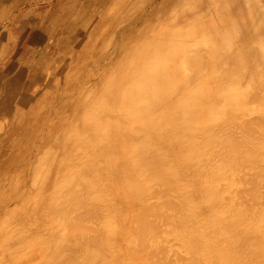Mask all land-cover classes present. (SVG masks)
Instances as JSON below:
<instances>
[{"label":"bare ground","instance_id":"6f19581e","mask_svg":"<svg viewBox=\"0 0 264 264\" xmlns=\"http://www.w3.org/2000/svg\"><path fill=\"white\" fill-rule=\"evenodd\" d=\"M40 1L42 0H0V29L1 31L4 33V31L7 30L8 33H11V32L14 33L15 29L17 28L19 19L16 18V16L13 14L16 11H20L22 7L25 5H31L33 3L40 2ZM52 5H53V9L57 10L60 16H58L55 21L53 20V18H50L51 20L47 18V23L51 22L54 25L51 27L49 32H46L47 34L45 32L43 33L46 34L45 36H48L51 38L52 45L55 44L56 47H59L60 45L63 44L62 49L60 50V53L72 52V50L78 44L81 46V48L79 49L80 54L78 58V62L80 61L81 63L79 66L83 68L84 70L91 72L90 74L92 76V81L89 82L90 88L87 89L86 91L89 90V92L93 96L94 95L95 96L92 98V100L90 97H86V98H90V101L89 100L87 101L88 103L91 102V104L87 107L88 104L85 105L86 104L85 103L84 105L86 106V108L84 109L83 112H81V110L83 109L82 104L86 101H84L81 98L83 96L82 94L83 91H79L78 88L83 86L86 82L91 80V79L88 80L87 77L85 79L84 75L81 76L82 78L79 77L74 82L75 84L73 85V87L69 89L72 91L71 93H74L75 89L76 91L78 90L77 96L71 100V102L75 104V106L70 107L71 111L69 113L65 111L69 109V106L66 104L68 100L66 99L65 101H62L65 95L64 96L60 95V100H57V103H58L57 107H54L53 110H51V113L49 114L51 118L56 117L57 121L49 123V124L47 123L48 129L45 132L42 131V129L41 130L37 129L36 135L39 137V139L37 140L39 144L37 145V147L36 146L34 147L35 149H33L34 151L32 152V156H34L33 157L34 159H32L31 163L30 162L28 163V164H32L31 165V173H32L31 177L32 178L28 176L27 174L29 173L28 169L25 172L27 174V177L24 176V181L30 182L31 180L32 182L31 184L26 185L25 189L26 190L27 188L28 190L30 189L31 190L30 193H32V195L34 193L33 191H35V193L40 195L41 196L40 203L44 201L43 204H46L41 208H43L44 210H47L48 212L52 211L54 216H56L55 215L56 212L54 213V211L56 208H59L60 205L63 204L62 206H64L66 204L65 206L66 208H68L67 207V204H68V206H71L73 208L75 207V205L72 206L71 205L72 203H70V201L74 202L79 198V196L85 197V194L86 195L91 194L92 191L93 193H95L96 191L94 190H98L100 192V188L102 187V185L100 187L98 186V183H99L98 180L101 179L102 177H103L102 179L106 181V183L103 181L104 182L103 186L105 187L106 186L108 187V184L110 185V183L112 184L119 183L121 182L122 178L124 180V178L127 177L128 180L130 179V184L133 181L131 188H133V190L136 191L137 187H139L138 186L139 183L141 182L145 184V182H148L147 180L149 179L147 178H150L151 176L149 174H151L152 177L154 176L158 177L156 178V180L154 179L155 180L154 182L158 181V185L160 184L159 185L160 187L157 184H156L157 186H155V184L153 185V183H149L150 182L149 181L148 183L145 184V186L148 185L146 188L149 187L148 190L150 191L151 187L152 188L159 187L160 188L159 191L161 192L162 190H164L163 188L161 189V187H164L162 185H165V184H163L162 179H161L162 182H159V180L157 179H160L161 177L164 179V183L165 181H167L168 183V180H165V179L167 175L170 174L172 175L171 177L174 178V180L171 178L174 182L172 181L173 185L169 182V185L170 187L171 185L174 186L176 194L178 193L179 190H181V189L178 190V186H182L181 185L182 182H184L182 183L183 186H185L184 184L187 183L185 186L186 188H184L183 190L187 189V187H188L187 190H189L187 192L186 190L183 191L184 193L186 192L187 196L189 197V198L187 197L188 201H186V199L184 198L185 194L183 192L182 193L184 194L183 195L184 197L181 196V191H180L178 193L179 195L177 199L175 198V196L174 198H172L173 196L171 197L172 199L175 200V203H174V200L172 201L173 205L178 203L176 202V200L180 201L179 204L182 201H186V202L190 201L191 205L194 204V208H193V205L191 206V208L190 207L189 208L194 209V211L196 209V211L199 212L198 214L196 211L194 213L193 210H189L191 211L190 212L191 213L190 216L192 215L191 217L193 216L195 217L198 215L197 217L199 218L200 217L199 215L203 213H201L202 209L201 211H199L198 208L200 206H201L200 208H203L205 206L204 209L207 211L206 212L207 214L205 213L207 217L205 218L207 220H210L213 217V215L214 217H217V218L213 217V219L209 221L210 224L209 222L207 223L206 225L207 227L203 224L204 219H205L203 218V216H201L203 221L199 220L198 222L199 224L197 225V227L193 226L194 224L190 225L189 222H188L189 225L186 226L187 223H185L184 221L185 224H183L182 221L185 219V217L189 216L187 215L189 214L188 213L189 208H186V207H188L190 203H187L189 204L187 206L186 202H184L185 204L183 205L184 208L180 206L182 205V203L179 206L177 204L174 207L172 206L170 199H168L170 195L167 193L166 194L167 199H165V203L167 200L171 205V206L169 205V208L173 207V209L170 208L169 210L172 209L171 211L174 212L177 206H178L177 209H179L180 207L182 208V210L179 209L181 213L180 214L178 213L179 211L176 209L178 212H176L177 214L173 213V215L171 214V211L167 210L166 213L168 214V211H169L170 212L169 216L172 215V218L171 217L167 218L168 216L167 214H166V218L168 219V221H170V224L173 225L174 221L176 220V219H173L174 214L175 216L179 215L176 218L177 219L182 218V219H179L181 222H179V220H176L178 221V224H176V226H179L181 230H178L179 227L178 228L175 227V229L169 230V232H171L172 230L171 233H167L168 230L167 232L166 231L164 232V228L168 227V225L166 226V222L168 224V221H166L167 219L165 220L164 218L165 215L164 216L162 215L163 216L162 219L166 221L165 224L164 222L162 223L160 219V217L162 216L159 215V218H158L157 212H156L155 214L157 217H155V219L153 220L155 222V226L152 221L149 222V220L147 219L146 221H148V223L152 222L153 225L151 224L149 225L153 227H157L160 224L159 226H161V228L164 227L162 229L163 230L162 232L164 233H162L160 236L157 237L156 234H157L158 229L156 228L157 230H155L156 234L155 233L152 234L151 230L153 228L151 229L150 228L151 226H149L148 228L145 225L148 228V229L145 228L147 229L146 231H148V235L149 234L155 235V237L154 236L152 237L151 235L147 236L146 231H145V233L143 232V234H145L147 237L145 238L144 236V240L140 239V241L146 240V243H147L150 239H154L160 242L153 240L155 242V246H154L153 245L154 243H152L153 241L151 240L152 244H150V241H149L147 243V248H146V245L144 244L145 242L142 241V243L145 246L144 247L143 244L140 243L139 241L137 242L138 246L139 244H141L144 250L145 249L149 250V248L152 246L153 248H151V251L149 252H154V251L156 252L158 248V245L156 246V242L161 243L162 240H159V239L160 238L164 239L162 235H165L166 233L168 235L172 234L171 236L175 237L176 229L181 232L182 230H184V228L186 227L188 228L192 226L190 227L192 229L186 228V230H188L187 233H189V231L191 230L192 235H191V232L189 234L191 238H193L194 236L195 241L197 239V243L203 237L201 239L202 241H204L202 242V246H201L203 250L200 249L201 252L205 253V251L211 248L212 245L210 246V248H208L207 247L208 245H206L208 241L211 240L210 243L212 244H214L215 242L216 247H213V249L215 248L213 255L211 254L210 256L208 255L207 257V254L205 253L207 257L205 258L204 257L205 255L203 254L204 255L203 256L202 253L200 252L201 255L205 259L211 262L210 263L208 261V264H212V262L213 264H215L214 263L215 260H217V262H219L220 264H264V192H261L262 191L261 189L264 188V0H54ZM54 10H52V13ZM36 33L40 37L44 35L43 33H40L38 31ZM33 35L34 34L29 33L28 36L32 37ZM84 39L85 41L83 42ZM55 51L57 52L58 49L54 48L52 49V51L50 50L51 53ZM16 53L18 52L16 51ZM18 72H19V69H18ZM27 74L29 75L28 72ZM4 77L3 79L5 80L6 77L5 78ZM3 79L1 80L2 84H4L7 87L9 86V87L15 88L17 87V84H18L17 82L19 79V75L17 73L16 82H11V83L7 81L3 82ZM59 82L61 84V81ZM26 85H25V88H26ZM69 90L66 89L62 91V93L66 94L65 91H69ZM8 109H9L8 104H0V110L2 112ZM62 112H66V114H62ZM80 112L81 114L79 116ZM43 143L44 145H42ZM47 144H49V147L46 150H44ZM74 149H76L75 150L76 152L75 151L74 152L76 154L78 153L77 157H79V159L77 157H74L72 159H67V161L65 162L66 160L64 159L65 158L64 155H66L64 154L65 151L67 150L73 151ZM47 150L49 152L45 155L44 152L46 153ZM202 152L206 154L203 153L204 155L203 156ZM18 156H16V158ZM203 158L205 159V162L202 161L204 160ZM47 160H48L49 165L48 167L45 166L47 167L46 170L45 171L39 170L40 167L38 166L46 165ZM1 162H0V166H1ZM64 163H66L67 166L70 165L71 167H73L76 171L74 173L79 178L76 175L74 176V174L71 173L74 170L70 171L71 175H70V178L67 177L66 183L64 182V184L62 185V183L60 182L61 183L60 186H57L58 184L56 185V182L58 181V178H55V176L57 172H60V177L64 175L62 170L64 167H67L63 165ZM242 166H244L246 169L245 171L243 169V173L241 174L240 172H241ZM237 168L238 169L240 168V170H237ZM232 170H235L237 172L232 171ZM238 171H240L239 172L240 174L238 173ZM90 172H94L96 174L95 178L91 177L93 178L91 179V181H89L90 179L87 176L89 175ZM230 172H232L233 176ZM144 173H147V176H148L145 179H143V177H140V174L144 175ZM238 175H241V177H238ZM90 176L91 175H89V177ZM73 177H76V178H73ZM138 177L143 179L142 181H145V182H142L141 179H138ZM169 177L170 176H168V178ZM21 179H22V176H21ZM21 179L20 181H23V179L22 180ZM16 180L18 182V179ZM79 180L81 182H78ZM123 180H122V184L124 185ZM138 180H140V182H138ZM238 180L239 182H236ZM126 181L125 183H127ZM151 182H153V180ZM75 183L77 184L75 185ZM89 183L92 188V189L90 188L91 191L88 188L89 185L88 186L86 185ZM141 183H140V188L138 189L143 190V193L146 194L145 190L147 189L144 187L145 189L144 190L142 187L143 184L141 185ZM228 183L229 185H224ZM230 183H232L233 185H230ZM235 183L243 184L245 185V187L246 185L249 186L251 188V189L249 188V190L254 192V194H252V192L251 193L249 192L248 195L250 196L255 195L256 193L255 191L257 190V188L261 187V189L258 188V190H261L260 193L257 191V195H255L257 196V198H255L254 196L256 200L253 198L254 201H257V199L258 201L255 203L252 200L253 206L251 207L249 206L250 211L247 210L248 209L247 205H246L247 207L244 206L246 207L245 211L249 212L248 218L243 217L244 215L243 213H245V211L242 214H240L243 211L242 209H244V207L240 208L241 205H239V202H240L239 200L241 198H244L245 203L248 200V203L250 202L249 204L252 205L251 201H249L252 198L251 199L250 197L246 198V196L244 195L245 194L244 192H248V190L247 191L245 190L244 192H242L243 189L245 188V187L243 188L242 185L240 186L237 185V186L240 188L241 187L243 188L241 189L242 191L239 189L240 192H242L243 194L241 193L240 195L238 191L234 190V192L238 193V195H240L241 198L236 196L237 194H234L233 192V189L237 187L235 186ZM119 184H118L119 186H122L121 183ZM128 184H129V181H128ZM149 184H152V186L150 187ZM188 184H190V186L195 185V184L196 185L198 184L197 186L203 185L206 187L205 189H209V190L211 189L209 192H207L208 190H205L203 191V193L206 192L210 194L208 195L204 193V195L206 194L205 197H203L204 195L202 194V197H201L202 199L199 197L201 200L199 202H196V200H199L197 198L199 195L197 194V197L194 200L196 203L194 201L192 202L191 200H193L194 198L193 195H195L196 192H194L193 194V192L190 191L191 187L189 189ZM18 185H16V187ZM125 185L127 186V184ZM167 185L168 184H166L164 188H166ZM126 186H124L125 189H127ZM203 186L201 187L199 186V189L200 188L203 189ZM218 186H222V187L226 186L225 188L228 187V190L222 187H221L222 189H219ZM231 186L233 187L232 192L234 195L230 191ZM105 187H102V188H104V190L106 189L107 191L104 192V190H102V193H105V194L103 195L101 193L102 195L100 196L105 197L106 194L110 193V190L107 187L106 188ZM134 187L136 189H134ZM194 187H193V191H195ZM128 188L130 187L128 186ZM255 188L256 190L254 191ZM218 189H219V193L222 192V194L220 193L221 195H219L217 191ZM246 189L248 188L246 187ZM108 190H109V193H107ZM169 190L167 189L166 192H168ZM14 191L16 190L14 189ZM78 191L85 193V194L79 193ZM120 191H121V188H120ZM149 191H147V193ZM155 191L157 195L159 192L157 193V190ZM26 192H29V191H26ZM50 192H51V195H50L51 197L50 198L48 197L49 200L47 199V201L49 202H46L45 199L47 198V196H49ZM77 192L82 195L78 196ZM164 192L162 194H164ZM169 192H171V190ZM191 192L193 195L191 194ZM223 192H230L226 194L227 195L232 194L231 195L232 198H235L234 196H236V198L238 197L237 199L239 200L235 201V199L233 200L231 197L227 196V199L229 198L230 200H232V201L227 200L228 201L227 202L226 197H225L226 194L224 195ZM63 193L65 196L67 195L66 197H70L74 195L73 198H76V197L78 198L73 200L72 197H70L71 198V199L69 198L70 201L67 200V203L64 204L62 203L63 200L61 202V198L56 199L57 197H62L61 195H63ZM70 193H73V194H70ZM111 193H112V190H111ZM151 193L149 192L148 195H150ZM12 194L13 193H11L10 195ZM22 194L23 193H21L20 196ZM25 194L26 193L24 192V195ZM123 194L125 193L123 192ZM153 194L155 193L153 192ZM159 194L160 195L159 196L157 195V198L156 196L154 197L158 200L165 198V196L164 198H162L163 196H161V193ZM170 194H172V192ZM96 195H95V198H93L92 196H89L91 200L95 199V201L93 200L95 203L85 197L86 200H88V202L91 201V203L89 204L93 203L92 205L94 206L97 203L96 206L99 207V209L97 207L95 208L94 206L92 207L93 211L95 208L98 210L102 209L101 211L104 212V213L100 211L97 212L99 217L101 216L99 220L97 219L98 221L97 222L94 218H97L98 215L97 217L93 216L96 213V210H95L94 213H92L93 215L91 214L93 216L92 217L93 220L96 221V223H99V221H101V218L106 213H107L106 215H108V213L110 214L111 211H112L111 212L112 216L110 215L111 217L109 215L104 216V217L108 218L106 220H110V218L111 219L115 218L114 216L115 212L113 213V210H112L114 209L112 207L113 205H115V203H113L111 207L110 206L106 207V209L103 208L106 206V204L104 206V203H103V207L101 208V206H98V204L101 205L102 203L96 202L97 201ZM172 195H175V192ZM242 195L245 197H242ZM40 196H38L36 202H38ZM109 196L111 197V194L106 196V198H108ZM112 196L114 195L112 194ZM16 197L17 196H15V198ZM52 197L56 199V202H58L59 200L60 201L58 203L56 202L54 203L55 200L52 199ZM104 197H100V198H102V202H105V203L110 202V201L112 202L114 199L113 198L112 200L108 201L106 199H103ZM114 197H116L115 198L116 200L117 196H114ZM139 197L140 196L136 198H133V197L131 198L132 200L137 199L135 200L136 201L135 204H137ZM179 197H182V198H179ZM218 197L223 200H218ZM22 198H24L23 200L26 199V197L24 196ZM85 198L83 200V198L81 199L80 197V199L83 200L84 203L80 201V199L76 201L78 206H79V203L81 202L83 203L84 206L80 205V207H84L83 208L84 211L87 209V207L88 209L91 207V205L89 207L85 204V201H86ZM100 198L98 197L99 201H101ZM50 199L51 201H53L52 204L54 203L57 207L56 206L54 207V204H53L54 208L52 207V204L50 203L51 202ZM63 199L65 201L67 198L63 197ZM141 199L140 201L142 204L140 203L141 204L140 207L142 209V206H144L143 204L144 201L142 202ZM129 200L127 199V202ZM201 201L203 203H201L200 205ZM221 201H224V202H221ZM225 201L227 202L229 208H226L227 206H225L224 209L222 207L220 208V206L222 205L223 206L227 205ZM88 202L86 203L88 204ZM168 202L166 203L167 207H168ZM218 202H220L221 204L223 203V204L221 205ZM230 202L232 203L234 202L236 205L235 204L231 205ZM49 203L51 204L50 206H49ZM32 204L34 205V202ZM32 204H29V205H32ZM108 204L109 203H107V205ZM145 204H147V200ZM137 205H139V203ZM234 205L235 206L238 205V207L240 208L239 210H242V211L240 212L237 209V207H234ZM32 206H29L30 210ZM62 206H60L59 211H63V210L65 211V208L64 207L62 208ZM156 206L158 205L155 204L156 209H153L154 208V204H153V207L151 205L150 209L157 211L159 207H156ZM218 206H219V209H218ZM29 207L26 208V210H24L25 213L27 211H30ZM71 207H69L70 210L68 208V212L63 211V213L61 214L66 213L64 214L65 216L68 213H70L69 211L71 210L73 211ZM114 207H117V206H114ZM132 207L134 208L136 207V205L134 206L132 205ZM140 207H139V210H140ZM147 207L144 206L143 208L144 210L142 209V212L147 215L150 214L148 215L150 217L151 216L154 217L155 211L151 210L152 213L150 212V210L147 211L148 213L144 212L145 208L147 210ZM47 208L49 209L52 208V209L49 210ZM107 208L108 209L111 208V210L110 209L108 210ZM161 208L159 209L161 210ZM19 209L21 210V207ZM74 209L76 210V207ZM117 209H116V211L118 212V213L116 212L117 214L122 212L120 209H118L119 211ZM204 209L202 212H204ZM183 210L185 211V213ZM217 210L219 211L224 210L222 211L223 213L225 212L224 215L222 214L219 215V213L217 214L214 212ZM39 211L41 212V210ZM93 211H90V213ZM7 212L4 213V216L8 214ZM24 212L22 216L26 217ZM99 212L102 213L103 216L102 214L100 215ZM142 212L138 211L134 213L135 214L134 216H136V214L137 216L138 215L144 216L145 214H143ZM76 213H74L73 216H71L72 214H68V215L71 217H74V216L77 217L78 214L75 215ZM90 213H88V215ZM159 213H161V211ZM182 213H184V215H182ZM30 214H33V213H30ZM84 214L82 215L83 217H84ZM161 214H165V212ZM209 214L212 217H209L210 216ZM44 215L47 216L46 213ZM58 215L60 216V214ZM123 215L125 216L126 214H123ZM238 215H242L241 217H243L244 219L239 217ZM54 216L49 215V217H52L50 218L51 220L54 219L53 218ZM64 216L63 218H66L67 221L68 220L70 221L71 217L69 216L64 217ZM134 216L131 217V220ZM137 216H136V219L139 218ZM31 217L32 216H29L30 219ZM76 217L74 218L77 219ZM153 217L151 219H153ZM7 218H10V217L7 216ZM157 218L160 219L158 221V223L160 222L159 224L156 223ZM86 219L88 220V222L90 220L92 221L91 217L86 218ZM25 220L28 221L27 217ZM59 220H61V218H59ZM71 220H74V219H71ZM106 220L104 222L101 221L103 224L100 222L102 225L100 226L103 227L104 225H106L107 228L106 227L105 228L108 231L106 229H102L101 227H99V224H96L97 228L98 229L100 228L97 233L99 234V231L103 230L105 231L103 233L109 234V236L106 235L109 239L106 238L103 233H102L103 235L101 236H100L101 233L98 235L99 238L95 234V238L100 239V237L102 238L104 237V239L106 238L108 239V241H106V239L105 240L103 239L104 240V241L102 240L103 243L106 241V244L107 243L112 244L114 243L113 241L115 240L112 238L115 236V233L111 232L109 228L111 227L112 225L111 223H113L114 220H112L113 222L110 221L111 223ZM8 221L9 219H7V222ZM10 221H12L13 223L14 220H10ZM38 221H39V226L41 227L42 225L40 224L41 221L40 220ZM67 221L65 220L66 222L65 224H67ZM75 221H73L72 223L75 224ZM77 221L79 222V219ZM83 221L84 220H82L81 223H83ZM31 222L33 223V221H28L30 225H32ZM34 222L38 223L36 221ZM57 222L59 223V221ZM134 222H131V224H133ZM139 222L141 221L139 220ZM142 222H144V220ZM21 223L19 221V223L17 224L20 225ZM89 223L88 225H90ZM93 223L95 224V222ZM93 223L91 227L89 228V226L87 227L85 226L87 224H85L84 222L82 225L87 230L83 229L82 225L79 226V227H82V230L79 228H77V230L79 229L82 232L86 231V233H83V235H86L88 233L87 235L90 236V234L93 233V235L91 234V237H93L94 233H96L97 231V228L95 227ZM104 223H108V225ZM136 223L134 224L137 225ZM74 224L71 227L73 231L76 230L74 229L76 228V225L74 226ZM113 224L115 225V223ZM131 224L129 225L131 226ZM211 224L212 226L210 227ZM21 225H20V228L25 227L23 224ZM114 225H112L111 227L113 231H114L113 229ZM143 225H142L143 228L140 227L141 225L138 227L137 226L135 227L140 228V230L141 228L145 230L144 229L145 226ZM68 226L67 228L69 229L70 227ZM92 226L96 228L95 229L96 231H88V229L90 230ZM115 226H117V224ZM193 227H196V230L199 229L198 232L197 231L195 232V229ZM38 228L36 227L37 230ZM124 228H122V230ZM13 229L12 231L14 232L18 230L14 226H13ZM22 229L25 230L24 228ZM22 229H20L19 231H21ZM45 229L44 227L43 228L41 227V230L46 231L45 235H48L49 234V232L47 233L48 228L45 227ZM202 229L204 231H201ZM28 230L29 232L30 230L34 232L33 229H28ZM62 230L58 232V236L62 234L61 233L63 232ZM72 230L70 231L72 232ZM91 230H94V229H91ZM70 231L69 233L70 235H72ZM81 231H77V233L75 232L74 236H70V237L71 238L75 237V234L79 236V233ZM127 231L124 232L126 235H127ZM149 231H151V233ZM7 232L8 231H6V233ZM200 232L201 233L203 232L204 235L203 233L201 234ZM38 233L41 234V232H38ZM66 233L68 232L65 231L64 234ZM196 233H199V234H196ZM11 234H13V232ZM16 235L18 236L17 232H16ZM87 235L85 236V238H87ZM135 235L137 234L135 233ZM3 236L5 237V235ZM17 236L16 238L19 239V242H20V239L24 237L23 236L20 238ZM40 236L42 239L37 241L38 244H40L39 243L40 241H45V240L47 241V238H45V236H42V234ZM40 236L38 237L40 238ZM81 236L79 237L76 236V237L80 238ZM121 236H122V233H121ZM131 236L132 235L129 234V238ZM171 236L170 238L173 239V237ZM199 236H201L200 239H199ZM11 237L6 236L5 239L10 238L11 242H16L14 240V237H13L14 241L11 239ZM68 237H69V234H68ZM141 237L142 235H139V237L137 236V239ZM149 237H152V238L149 239ZM43 238H45V240H43ZM48 238L49 240L51 239L50 236ZM110 238L113 239L112 242ZM0 239L2 240V238ZM89 239L91 241H89L87 238V239H84V242H83L82 238H80V240L83 243L89 244V248L90 246H93L92 247L93 249L90 248L91 250H93V252L97 250L96 252L97 254H99V256L102 254V258L106 252L108 253H106L105 256L109 253L110 254L107 256L110 257L112 255L111 257L113 258V261L111 257L109 259V257L106 256L108 258L107 259L104 256L108 261V262L106 261L107 262L106 264L108 263L114 264V263L109 262V260L114 262V258H117V257L119 258L121 256L120 254L122 250L119 251V249L117 248V247L121 248L120 246H118L119 244L117 245L116 243V245L114 246V248L117 246L116 249L112 248V246H109L108 244H107L108 246L107 245L105 246L106 248L108 247V249L109 247H111V250L114 251L113 252L114 255H113L111 254L112 252H110L111 250L109 249V251H106L107 249L104 246H103V249L105 248L106 252L103 249L101 250L102 248L101 246L103 244L102 242L99 243L98 239H97V242H95L96 239H92V238H89ZM117 239H119V237H117ZM126 239H123V240H125L124 242L127 243ZM176 239L178 240L180 239V241L177 240V242H180V244L182 245V246L180 245L179 249H181L180 253H183L184 252L182 249L184 247L183 244L186 243L187 245L186 247H188V244H187L188 242H186L188 241V239H186V236L183 237V234L180 235V238L179 236L175 237V240ZM182 239L183 240L186 239L184 240V243L183 241L181 243ZM8 240L9 239H6L7 243L9 244ZM49 240H48V244L46 245H49V244L51 245L52 240H50V243H49ZM77 240L78 239L75 240L76 241L75 244L79 242ZM87 240L91 242V245ZM175 240L173 239L171 240V242ZM92 241L95 242L96 244L94 243L93 245ZM167 241L165 242V240H163L162 242L164 243H162V245L159 244V247L161 245V249L159 248L158 251H161V252L163 251L162 248L163 247L165 248L166 246L165 243H167ZM37 242H35L36 246H37ZM70 242H68L69 243L68 245L69 246L73 245L75 248L73 246L72 247L76 249V252L80 253L83 250L82 242H79V244H82V245L78 246L79 248H81L80 251H78L79 250L78 247H77L78 249L76 248L78 244L75 246L74 243L72 244L71 242V245H70ZM129 242L131 246L129 248L133 250L134 246L136 247L137 244H134V246H132L131 240L128 241V244ZM4 243L5 241L1 245L3 246ZM204 243L205 245L203 247ZM41 244H44V243H41ZM192 244L193 243H191V245ZM169 245L170 244L167 243V246ZM176 245L174 246L176 247ZM9 246L10 245H8V247ZM52 246L53 245H51L50 248ZM86 246L88 248L87 244ZM86 246L84 245V248ZM154 247L155 248L157 247L156 250ZM193 247L194 245H192L191 249H194ZM36 248L41 249V246L39 247L38 245ZM55 248L56 247H54V251L57 253V258L59 259L58 256L60 255V253L57 252ZM94 248L96 249L94 250ZM117 249H118L120 256L117 254L118 252L115 254V251H117ZM136 249L134 248L135 250V251L133 250L134 253L136 252ZM51 250L53 251V248H51ZM51 250L48 251V253L50 252L49 253L50 255L52 253ZM132 250H129V251L132 252ZM144 250L143 251L138 250L136 254L137 253L142 254V252H144L143 254L145 255L146 252ZM148 250L146 251L148 252ZM170 250L172 249H169V251L168 250L166 251L164 250V251L166 254L167 252L169 253L167 254L168 256L170 255L173 256V259H171L172 257L170 258L167 255L162 254L164 252L159 253V254H161L162 257L164 255L165 257L164 259L166 260L167 263L171 259L172 262L175 263V260H176V263L179 264L178 262L181 260V256L179 260L177 258L178 255L175 252V250H173L175 253L172 252L173 255L170 254ZM102 251L103 253L104 252L105 253L103 254ZM158 251L156 252L157 254H158ZM208 251H212V250H208ZM96 252L94 253L96 254ZM149 252L148 254L151 255V253ZM196 252L197 251H195V253ZM81 253H80L81 254L80 256L82 257V259L83 260L86 259L87 257L85 255L83 256V252ZM89 253L92 254V251ZM94 253L93 255H95ZM124 253L126 256L128 252L127 251L123 252V255ZM134 253H128L127 255L128 256H130L129 254L135 255ZM44 254H46V252ZM49 254H47V257H49L48 256ZM140 254H137L136 256L140 257ZM184 254L187 255L186 258L188 259L190 258L187 253L184 252ZM184 254L182 256V261H180V263L187 261L186 258H183L185 256ZM174 255H175V258H177L178 260L174 258ZM61 256L63 257V254ZM161 256H160V259L162 260ZM202 256H201V259H202ZM44 257L45 256L43 255V258ZM95 257H93L94 260H95ZM132 257L130 259L131 261L130 260L128 261L132 262ZM147 257H145L144 260H146ZM53 258L54 256L51 259L53 260ZM57 258H54L56 262L58 260ZM73 258H70V259L68 258L67 261L74 260L73 262H75L77 258L75 256H73ZM120 258L118 261L116 259L115 264H117L120 261ZM141 258H142L141 261H143V257ZM149 258L151 259V263H152L153 259L151 257ZM149 258L147 259L149 261L147 262L148 264L150 263ZM39 259H41V257ZM45 260L47 261V259ZM52 260H50L51 261L50 264H52ZM83 260H81L80 258V263ZM87 260L88 259L85 260L86 261L85 264L88 263ZM0 261H1L0 264H2L1 258H0ZM37 261L38 260L34 262H37ZM40 261L42 264H45L43 263L44 262L43 260H40ZM91 261L95 262L93 260ZM195 261L197 262V259ZM38 262L37 264H40ZM76 262H79V260ZM136 262L138 264L146 263L144 261L143 263L142 262L139 263L136 259V261L134 260L132 264ZM188 262L190 263L192 261H188ZM62 263L64 262L62 261ZM121 263L126 264V262H121ZM158 263L160 264V261L157 262L156 264ZM3 264H6V263L3 262ZM58 264H59V261H58ZM66 264H71V263H69L68 261V263ZM76 264H79V263H76ZM89 264H90V261H89Z\"/></svg>","mask_w":264,"mask_h":264},{"label":"rangeland","instance_id":"374dc122","mask_svg":"<svg viewBox=\"0 0 264 264\" xmlns=\"http://www.w3.org/2000/svg\"><path fill=\"white\" fill-rule=\"evenodd\" d=\"M53 1L54 0H42V1H40V2H36V3H33V4H31V5H25V6H23L22 7V9L20 10V11H16L13 15H15L16 16V18H18L19 19V21H18V25H17V28L15 29V32L14 33H8V31L7 30H5L4 31V33L1 31V29H0V104H8V106H9V109L8 110H6V111H4V112H2L1 110H0V162L2 161V162H4V163H2L1 162V166H0V238H2V240L0 239V243H1V241H2V243L1 244H3V242L5 241V243H4V245L2 246L1 244H0V258L2 259V264H3V262L4 263H6V264H34V263H36L37 264V262L38 261H40V260H43L44 262L43 263H47V264H50L51 263V261L50 260H52L51 258L54 256V258H57V253L54 251V247H56L55 248V250L57 251V252H59L60 253V255L58 256L59 257V259L57 260V262H56V260H54V258H53V260H52V264L54 263V264H58V261H59V264L60 263H62V261L64 262V263H62V264H66V263H68V261H69V263H71V264H76V263H79V264H85L86 263V259H88L87 261H88V263L87 264H89V261H90V264H94V263H96V264H106L108 261H107V257H109V256H107V255H109V254H107L106 256H105V254L106 253H108V252H106V251H109V249L111 250V247H109V249H108V247L106 248L105 246L108 244H106V241H108V237L107 236H109V234H106V233H103V232H105V231H99V234H100V236L101 235H103L104 234V236L106 237V238H108V239H106V241L103 243L102 242V240L104 239V237L102 238V237H100V239H98L99 237H98V230L100 229H98L97 228V225L96 224H99V227H101L102 225H101V223L102 222H104L106 219H108V218H106V217H104V216H110L111 215V212H110V214L108 213V215H104L103 216V214L102 213H104L103 211H101L102 209V207H103V203H104V206H105V204H106V206L105 207H103L104 209H106V207H108V206H112L113 205V203H115V205H113V207L112 208H114V209H112L113 210V213L115 212H117L116 211V209L118 208V209H120L121 211V213H123L124 211L126 212H124L123 214H126L125 216L123 215V214H121V213H119V214H115L114 213V216H115V218H110V220H106V221H111V222H113L112 220H114V222L113 223H115V225L117 224V226H115L113 223H111L112 225H114L113 226V229H114V231L112 230V225H111V227L109 228V226H108V228L111 230V232H113V233H115V236L114 237H112L113 239H115L116 241H118V242H116L115 240L113 241V239L112 238H110L111 239V242L113 241L114 243H112V244H108L109 246H112V248H114V246L116 245V243H117V245L118 246H120L121 248H119V247H117L118 249H119V251H121L122 250V252H121V256L119 255V252H118V249H117V251H115V254L117 253L120 257V261L117 263V264H124V263H121V262H126V264H127V262H128V264H132L133 262H134V260L136 261V259H137V261L139 262V263H143V261L144 262H149L147 259L149 258V257H151L153 260H155V258H156V260L155 261H153L152 260V263H151V259L149 258V260H150V263L151 264H156L157 262H159L160 261V264H177L176 263V260L175 259H179L180 260V256H181V260L180 261H182V256H183V254H184V252L185 253H187L188 254V256L190 257L189 259L188 258H186V254H184L185 256L183 257V258H186V260L187 261H184L186 264L187 263H189L188 261H192L193 262V260H194V262L193 263H199V264H208V261L209 260H207V259H205V258H207L208 257V255L210 256L211 254L213 255V252H214V249H213V247H216L215 246V242H214V244H212V243H210V241H208V243L206 244V245H208L207 247L208 248H210V246H211V248L210 249H208V250H212V251H205V253L207 254V257H206V255H205V253H203V252H201L200 251V249L201 250H203V248H201V246H202V242H204V241H202L201 239L203 238H201V236H199V241H198V243H197V239H196V241H195V239H194V236H193V238H191V236H190V232H191V230L189 231V233H187V231L188 230H186V228H184V230H182L181 232L180 231H178V230H181V228L179 227V226H176V224H178V221H176V220H179V219H182V218H176V217H178L179 215H176L175 216V214H174V216H175V218H174V216H173V219H176L175 221H174V226L173 225H171L170 224V221H168V219L167 218H172V215H173V213H176V212H178L179 211V209L180 210H182V208H180L179 207V209H177L178 208V206L182 203V205H180V206H182L183 208H184V206L183 205H185L184 204V202H186V201H188L187 200V194H186V192L187 191H189V190H187L188 189V187H187V189H185L186 190V192L184 193L183 191H185V190H183L184 188H186L185 186H186V184L187 183H185L184 185L185 186H183V184L182 183H184V182H182L181 183V185L182 186H178V185H180V184H178L177 186H178V190L179 189H181V190H179L178 191V193L181 191V196H183L184 194H185V199H186V201H182L180 204H179V202L180 201H177L176 200V202H178V203H176V204H174L173 205V200L174 199H172V198H174V196H175V198L177 199V197H178V193L176 194V191H175V188H174V186H172L173 184H172V181L174 180V178H172L171 176L172 175H170V174H168L167 175V177H166V179L165 180H168V183H167V181H165V183H164V179L163 178H161L160 176V179H157V180H159V182H162L163 181V184H168L167 186H169V187H167L166 186V188H164L165 187V185H162V183H161V185L162 186H164V187H161V189L163 188L164 190H165V192L167 191V189L169 190H171V192H172V194L175 192V195H172V194H170L171 192H164V190H162L161 192L159 191V185H158V181L157 182H154L155 180H156V178H158L157 176H154V177H152V175L151 174H149L151 177V180H150V178H147V179H149V180H147L149 183H153V185L155 184V186H159V187H156V188H158V189H156L155 187L154 188H152L151 186H152V184H149V186L152 188H150V191L148 190L149 189V187L148 188H146L148 185H146L145 186V184L146 183H148V182H145V181H142L143 179H145L146 177H148L147 176V173H144V175H145V177H144V175L143 174H140V177H143V179H141L140 177H138V179H141V181L142 182H145V184L144 183H141L140 182V180H138V182H140L141 183V185H142V187H143V189H144V187L147 189V190H145L146 191V194L145 193H143V190H139L138 188H140V183H139V187H137V189L134 187V189H136V191L135 190H133V188H131V186H132V183H133V181L131 182V184H130V179L128 180V178L127 177H125L124 178V180H123V178H122V180L124 181L123 183H124V185L122 184V180H121V182H119V183H121L122 184V186H119L120 184L119 183H110V185L108 184V189L110 190V193H109V190H108V192L107 193H109V194H111V197H110V199H109V197L108 198H106V196H108L109 194H106L105 195V197L104 196H100V195H104L105 193H102V190H104V188H102V187H105V186H103L104 185V182L106 183V181H104L101 177V179H99L98 180V186L100 187L101 185H102V187L100 188V192L98 191V190H94V191H96L95 193H93V191H92V193L94 194H85V193H82V192H79V193H82V194H85V197L87 198V199H89V200H91V198L89 197V196H92L93 198H95V195H96V199H97V201L96 202H100V203H102L101 205H99L98 204V206H101V210H98L99 209V207H97L96 205H97V203H96V205H94L95 206V208L97 207L98 209H95L94 208V211L96 210V213H95V215H93L92 213H94V211L92 210L93 208L92 207H94L92 204H89V203H91V201H95V199H93V200H91L90 202H88V200H86V198L85 197H83V196H79V195H82V194H79L78 192V196H79V198L78 197H76V198H78V199H80V197H81V199L83 198V200H84V198H85V204L87 205V206H89L90 207V205H91V207L88 209V207H87V209H86V207H85V211L83 210V208L84 207H80V205H83V203H84V201L83 200H81L80 199V201H82L81 203H79V206L77 205V202L76 201H78V199L76 200V201H70V197H72V199L73 200H75L76 198H73V196L74 195H72V196H70L69 194V196L70 197H66L65 195H64V193H63V195H61L62 197H57L56 199H60L61 198V202H62V200H63V202L62 203H67V200H69L70 201V203H72L71 205L72 206H74L75 205V207H76V210L74 209L75 207H71V206H68V204H67V207L69 208V207H71L72 209H73V211H72V213H71V211H69L70 213H68V214H72L71 216H73V214L74 213H76L75 215H77L78 214V216L76 217V216H74V217H76L77 219H75L74 217H71V216H69L68 214L67 215H65L66 217H71L70 218V221L68 220L67 221V219L66 218H63V216H64V214H66V213H64V214H61V213H63V211H59V208H60V206H62V205H58L59 206V208H56L55 209V211H54V213H55V215L56 216H54V214H53V212L52 211H47V210H44L43 208H41V207H43L44 205H46V204H43V202L42 203H40L41 201V196L40 195H38L37 193H35V191H33L34 193H33V195H32V193H30L31 192V190L29 189L28 190V188H27V190L25 189V187H26V185H28V184H31V180H30V182L29 181H24V176L25 177H27V174H28V176H32V173H31V165L32 164H28L29 162L31 163L32 162V159H34L33 157L34 156H32V152L34 151L33 149H35L34 147L36 146L37 147V145L39 144V142H37V140L39 139V137L36 135V132H37V129H42V131H47V123L49 124V123H52V122H55V121H57V118L55 117V118H51L50 116H49V114L51 113V110H53V108L54 107H57V100H60V95L62 96H64V98H63V100L62 101H65L66 99L68 100L67 101V105L69 106V109L68 110H65L67 113H69L70 111H71V106H75V104H73L72 102H71V100L73 99V98H75L76 96H77V93H78V90L79 91H83V96L81 97L84 101H86V102H84L82 105H83V109L81 110V112H83L84 111V109L86 108V106L85 105H87V107L91 104V102H89L88 103V101L87 100H89L90 101V98H91V100H92V98L95 96H93L90 92H89V90L88 91H86L87 89H89L90 87H89V82H91L92 81V76H91V72L90 71H87V70H84L83 68H81L79 65L81 64L80 63V61L78 62V58H79V54H80V52H79V49L81 48V46L78 44L73 50H72V52H65V53H60V50L62 49V46H63V44L62 45H60L59 47H56V45L55 44H53L52 45V42H51V38L50 37H48V36H45L47 33L46 32H49V30L51 29V27L54 25V24H52L51 22L50 23H47V18L49 19V20H51L50 18H53V20L55 21L56 20V18L58 17V16H60V14H59V12L57 11V10H54L53 9V5H52V3H53ZM52 10H54L53 11V13H52ZM24 12V13H23ZM51 12V13H50ZM29 14V15H28ZM54 14V15H53ZM29 22V23H28ZM49 24V25H48ZM44 27H43V26ZM43 27V28H42ZM39 28V29H38ZM42 28V29H41ZM40 32V33H43V32H45V33H43L44 35L42 36V37H40V36H38V34L36 33V32ZM87 31V30H86ZM6 32V33H5ZM1 33H2V35H1ZM29 33L30 34H34L32 37L30 36H28L29 35ZM3 38V39H2ZM42 38H44V39H42ZM82 41V40H81ZM85 41V39L83 40V42ZM58 49V51L56 52H50V50L52 51V49ZM16 51L18 52V53H16ZM26 62V63H25ZM78 62V63H77ZM21 66V67H20ZM24 66V67H23ZM46 67V68H45ZM16 68H17V70H16ZM21 68V69H20ZM14 69V70H13ZM18 69H19V72H18ZM13 70V71H12ZM29 70V71H28ZM4 71V72H3ZM15 71V72H14ZM10 72V73H9ZM18 73V75H19V79H18V84H17V87H7V86H5L4 84H2V79H3V77L5 78V80L3 79V82L4 81H7V82H16V78H17V73ZM23 72V73H22ZM27 72L29 73V75L27 74ZM5 74V75H4ZM24 74V75H23ZM27 74V75H26ZM60 74V75H59ZM15 75V76H14ZM82 75H84L85 76V79H86V77H87V79L88 80H90V81H88V82H86L83 86H81V87H79L78 88V90L76 91V89H75V92L74 93H71L72 91L71 90H69L70 88H72L73 87V85L75 84L74 82L79 78V77H81ZM91 76V77H90ZM82 78V77H81ZM28 80V82H27V80ZM15 80V81H14ZM26 81V83H27V85H26V83H25V81ZM59 81H61V84H60V82ZM24 82V83H23ZM23 85V86H22ZM25 85H26V88H25ZM88 85V86H87ZM86 87V88H85ZM25 88V89H24ZM85 88V89H84ZM2 89V90H1ZM20 89V90H19ZM69 90V91H65L66 92V94H63L62 93V91H64V90ZM95 90V89H94ZM94 90H93V92H94ZM91 94V96H90V94ZM26 94V95H25ZM94 94V93H93ZM23 96V97H22ZM21 97H22V99H21ZM66 97V98H65ZM86 97H90V98H86ZM43 103V104H42ZM71 103V104H70ZM86 103V104H85ZM81 104V103H80ZM85 104V105H84ZM43 105V106H42ZM41 107V108H40ZM52 108V109H51ZM40 110V111H39ZM66 112H62V114H66ZM81 112L79 113V116H80V114H81ZM49 121V122H48ZM12 135V136H11ZM11 137V138H10ZM31 137V138H30ZM9 138V139H8ZM35 139V140H34ZM43 142V141H42ZM42 145H44V143L42 144ZM26 146H27V148H26ZM49 147V144H47L46 145V148H44V150H46L47 148ZM32 148V149H31ZM23 149V150H22ZM76 149H74L73 151H69V150H67V151H65V153L64 154H66V155H64V159H66L65 160V162L67 161V159H72V158H74V157H77V154L75 153L76 151H75ZM75 151V152H74ZM30 152H31V154H30ZM49 151L47 150V152L45 153L44 152V154L46 155L47 153H48ZM205 152V151H204ZM204 152H202V155H203V153ZM43 154V155H44ZM204 154H206V153H204ZM3 155V156H2ZM19 155V156H18ZM44 155V156H45ZM201 155V156H202ZM16 156H18L17 158H16ZM204 156V155H203ZM206 157V156H205ZM78 159H79V157H77ZM201 158V157H200ZM5 159V160H4ZM204 159V158H203ZM30 160V161H29ZM201 160V159H200ZM199 160V161H200ZM8 161V162H7ZM80 161H82V160H80ZM202 161H204L205 162V159L204 160H202ZM48 160H47V164L46 165H44V166H38V167H40L39 168V170H43V171H45L46 170V168L48 167ZM63 165H65V166H67V164L66 163H64ZM30 168H29V167ZM45 166H47V167H45ZM5 167V168H4ZM67 168H68V170H67ZM242 169H241V172L240 171H238V173L240 172L241 174L243 173V169H244V171H245V167L244 166H242L241 167ZM28 169V171H29V173H25L26 172V170ZM138 169V168H137ZM74 170V171H73ZM136 170V169H135ZM221 170V169H220ZM237 170H240V168L238 169L237 168ZM70 171H73V172H71L72 174H74V176L76 175L74 172H76L75 171V169L73 168V167H71L70 165H68L67 167H64L63 168V170H62V172H63V174L66 176H62V177H60V172H57L56 173V176H55V178H58V181L56 182V185L57 186H60V184L62 183V185L64 184V182L66 183V179H67V177L68 178H70V175H71V173H70ZM222 171V170H221ZM232 171H235V170H232ZM235 172H237V171H235ZM5 173H6V175H5ZM205 173V172H204ZM227 173H229V172H227ZM231 174H232V172H230ZM234 173V172H233ZM237 173V174H238ZM239 173V174H240ZM21 174V175H20ZM68 174H69V176H68ZM237 174H235V175H237ZM17 175V176H16ZM89 175H91L90 177H89ZM89 175H87L88 176V178L90 179L89 181H91V179H93V178H95V173L94 172H90L89 173ZM230 175V174H229ZM19 176H20V178H19ZM21 176H22V179H23V181H20V179H21ZM73 176V175H72ZM77 176V175H76ZM168 176H170L169 178H168ZM231 176V175H230ZM232 176H233V174H232ZM78 177V176H77ZM91 177H93V178H91ZM235 177V176H234ZM237 177V176H236ZM238 177H241V175H238ZM15 178V179H14ZM32 178V177H31ZM61 178H63V179H61ZM65 178V179H64ZM73 178H76V177H73ZM79 178V177H78ZM153 178V179H152ZM173 180H172V179ZM16 179H18V182H17V180ZM21 179V180H22ZM60 179V180H59ZM155 179V180H154ZM161 179H162V181H161ZM77 180V179H76ZM126 180H128L129 181V184H128V181H126ZM153 180V182H151ZM169 180H171V181H169ZM88 181V180H87ZM104 181V182H103ZM125 181L127 182V183H125ZM6 182V183H5ZM15 182V183H14ZM20 182V183H19ZM61 182V183H60ZM76 182V181H75ZM78 182H81L80 180L78 181ZM77 182V183H78ZM138 182H136V183H138ZM169 182L172 184L171 185V187H170V185H169ZM174 182V181H173ZM236 182H239V180L238 181H236ZM18 183H19V185H18ZM25 183V184H24ZM27 183V184H26ZM77 183H75V185L77 184ZM108 183V182H107ZM222 183V182H221ZM14 184V185H13ZM119 184V185H118ZM125 184H127V186L125 185ZM134 184H135V182H134ZM157 184V185H156ZM16 185H18L17 187H16ZM74 185V186H75ZM87 186H88V188H89V190L91 191V186H90V183L89 184H86ZM175 185V184H174ZM198 185V184H197ZM196 184L195 185H192V186H190V184H188V186H189V189H190V187H191V190L190 191H192L193 192V194H194V192H196V194L195 195H193L192 194V192H191V194L193 195V200H191L192 202L196 199V197H197V194L199 195L197 198L199 199V200H196V202H199L202 198V194L204 195V193H206V192H204L203 193V191H205V190H208L207 192H209L210 190L209 189H205L206 187L205 186H203V185H199L200 187L201 186H203V189H199V186H197ZM220 185V184H219ZM222 185V184H221ZM224 185H229V183L228 184H224ZM230 185H233L232 183H230ZM237 185H242L243 186V188L245 187V185H243V184H239V183H235V186H237ZM14 186V187H13ZM97 186V187H98ZM110 186H111V188H110ZM124 186H126V188L127 189H125V187ZM128 186L130 187V188H128ZM177 186H175V187H177ZM196 187V189H195V187ZM13 187V188H12ZM20 187V188H19ZM98 187V188H99ZM105 187V188H106ZM115 187H117V188H115ZM124 187V188H123ZM180 187V188H179ZM181 187H183V188H181ZM193 187H194V190L195 191H193ZM222 186H218V188L219 189H222V188H225L226 186H223L222 188H221ZM238 187V186H237ZM237 187H235L234 189H233V192H234V190H236V191H238V193L241 195V193L242 192H244L245 190L247 191L248 190V192H244L245 194V196H246V198L248 197H250V199L251 200H249V201H251V204L252 205H250L249 203H248V200H247V202L245 203V199L244 198H241L240 197V195H238V193H235L234 192V194H237L236 196H238L239 198H241L240 200L239 199H237L236 198V196H234L235 198H232V194H233V192H232V186H231V192H232V194L230 195H227L226 193H230V192H223L224 193V195H225V197H226V201L227 200H230L229 198L227 199V196H229V197H231L233 200L235 199V201H237V200H239L240 202H239V205H241L240 206V208H243L244 206H248V211H250V209H249V206L251 207V206H253V203H252V200L254 201V199L255 198H257V196H255V195H257V191L260 193V191L261 192H264V188H262L261 189V187L259 188V189H261V190H258V188H257V190H256V188L254 189V191L256 192L255 193V195H253V196H250V195H248L249 194V192L251 193L252 191H250L249 190V186H247L246 185V187L248 188V189H246V187L243 189L242 187L240 188V187H238V189H237ZM91 188V189H90ZM120 188H121V191H120ZM123 188V189H122ZM174 188V189H173ZM210 188V187H209ZM14 189L16 190V191H14ZM177 189V188H176ZM199 189V190H198ZM219 189L217 190L218 191V193H219ZM225 189H227L228 190V187L227 188H225ZM241 189H243V191L242 192H240V190ZM251 189V188H250ZM253 189V188H252ZM24 190H26V191H29V192H26V191H24ZM111 190H112V193H111ZM155 190H157V193L159 192V193H161V196H163L162 198H164V196H165V198L164 199H156L157 198V195L159 196L160 194L158 193L157 195H156V191ZM173 190V191H172ZM198 190V191H197ZM200 190H201V192H200ZM227 190H225V191H227ZM13 191V192H12ZM26 193L25 195H24V192ZM107 190L105 189L104 190V192H106ZM147 191H149L150 193L153 191L155 194H153V192L150 194V195H148V193H147ZM216 191V190H215ZM222 191V190H221ZM223 191H224V189H223ZM37 192V191H36ZM76 192V191H75ZM74 192V193H75ZM99 192V193H98ZM113 192H115V193H113ZM123 192L125 193V194H123ZM127 192V193H126ZM164 192V194H162ZM184 194H183V193ZM212 192V191H211ZM11 193H13L12 195H10ZM21 193H23L21 196H20V194ZM102 193V194H101ZM135 193V194H134ZM169 194V195H167V196H169V198L168 199H170V201H171V204H172V206H174L175 207V205H177L178 204V206H177V210L175 209L174 210V212L173 211H171L172 209H173V207H170V208H172L171 210H169L170 208H169V205H170V203L166 200V203L168 202V207H167V204L165 203V199H167L166 198V194ZM221 194H222V192H220ZM219 193V195H221ZM35 194V195H34ZM70 194H73V193H70ZM112 194L114 195V196H117V199L115 200V198L116 197H114V196H112ZM116 194V195H115ZM122 194V195H121ZM127 194V195H126ZM133 194V195H132ZM206 194H208V193H206ZM205 194V195H206ZM210 194V193H209ZM208 194V195H209ZM233 194V195H234ZM243 194V193H242ZM252 194H254V192H252ZM251 194V195H252ZM17 196L16 198H15V196ZM36 195H37V197H36ZM51 195V192L49 193V196H47V198L45 199V201L46 202H49V201H47V199L49 200V198L51 197L50 196ZM77 195V194H76ZM99 195V196H98ZM189 195V194H188ZM205 195L203 196V197H205ZM218 195V196H219ZM223 195V196H224ZM26 197V199L25 200H23L24 198H22V197ZM38 196H40L39 197V200H38V202H36L37 201V198H38ZM123 196V197H122ZM133 197V198H136V197H138V196H140L139 197V200H138V202H137V204L139 203V205H137V204H135V200H137V199H133L132 200V198L131 197ZM134 196H136V197H134ZM154 196H156V198L154 197ZM173 196V197H172ZM245 196H243L242 195V197H245ZM254 196H255V198H254ZM14 199H13V198ZM49 197V198H48ZM63 197H65V198H67L65 201H64V199H63ZM98 197L100 198V197H104L103 199H106V200H108V201H110V200H112L113 198V201L111 202H102V198H100V200L101 201H99V199H98ZM125 197V198H124ZM172 197V198H171ZM201 199H200V198ZM224 197V198H225ZM70 198V199H69ZM129 198H130V200H129ZM142 198V199H141ZM159 198V197H158ZM179 198H182V197H179ZM178 198V199H179ZM183 198V199H184ZM189 198V197H188ZM254 198V199H253ZM52 199H54L53 197H52ZM56 199H54L55 201H54V203L56 202ZM120 199V200H119ZM127 199L129 200L128 202H127ZM140 199L142 200V202L144 201L145 203H146V200H147V204H145L144 202H143V204H144V206H146L147 207V205H148V207H147V210H146V208H145V211L144 212H147L148 210H150V212L152 213V211H155L154 212V214L157 212V216H158V218H159V215H165L164 216V218H165V220L166 221H168V224H167V222L164 220V219H162L163 218V216L162 217H160V219H161V222L163 223L164 222V224H165V222H166V226L168 225V227H166V228H164V227H162L161 228V226H159L160 224V222L158 223V221L160 220V219H156L157 221H156V223H158L157 225L159 226H157V227H153V226H151V225H153L154 224V226H155V222L153 221L154 219H155V217H157L156 216V214H155V216L153 217V216H148V215H150V214H145V213H143L142 212V209L144 208V206H142V209H141V207H140V205L142 204L141 203V201H140ZM144 199H146V200H144ZM183 199H181V200H183ZM184 199V200H185ZM205 199V198H204ZM244 199V200H243ZM106 200H104V201H106ZM119 200V201H118ZM126 200V201H125ZM132 200V201H131ZM190 200V199H189ZM218 200H223V199H221V198H219L218 197ZM217 200V201H218ZM256 200V199H255ZM24 201V202H23ZM50 201H51V199H50ZM60 201V200H59ZM58 201V202H59ZM93 201V202H94ZM203 201V200H202ZM200 202V205H201V203H203V202ZM225 201V203L227 204V202ZM230 201H232V200H230ZM257 201H258V199H257ZM257 201H254L255 203L257 202ZM6 202V203H5ZM15 202V203H14ZM30 202H34V205L32 204V203H30ZM52 202L53 201H51L50 203L52 204ZM58 202H56V203H58ZM86 202H88V204L86 203ZM116 202H118V203H116ZM126 202V203H125ZM162 202V203H161ZM195 202V201H194ZM195 202V203H196ZM221 202H224V201H221ZM18 203H19V205H18ZM49 203V206L51 205ZM53 203V204H54ZM69 203V202H68ZM95 203V202H94ZM107 203H109L108 205H107ZM141 203V204H140ZM149 203H150V205H149ZM174 203H175V200H174ZM187 203H190V201L189 202H186V204ZM204 203H205V201H204ZM219 204H221L220 202H218ZM238 203V202H237ZM248 203V204H247ZM254 203V204H255ZM15 204V205H14ZM29 204H32V205H29ZM37 204V205H36ZM53 204H52V207H53ZM117 204V205H116ZM122 204V205H121ZM125 204V205H124ZM153 204H154V208L153 209H156L155 208V204H157L158 206H156V207H159V208H161V210L159 209V211H158V209H157V211L156 210H153V209H150V207H151V205H152V207H153ZM218 204V205H219ZM223 204V203H222ZM221 204V205H222ZM230 204L231 205H233V204H235L234 202L232 203V202H230ZM229 204V205H230ZM66 205V204H65ZM62 206V208L64 207L65 208V211L64 212H68V208H66V206ZM119 205V206H118ZM132 205L134 206V205H136V207H132ZM159 205H161V206H159ZM189 204H187V206H188ZM193 205V208H194V204H192ZM191 203H190V205L188 206V207H186V208H191ZM195 205H197V204H195ZM199 205V204H198ZM230 205V206H231ZM236 205V204H235ZM234 205V207H237V209L239 210L240 208L238 207V205L237 206H235ZM23 206V207H22ZM29 206H32V208H31V210H30V207ZM48 206V205H47ZM47 206H45V207H47ZM56 205L54 204V207H55ZM84 206V205H83ZM114 206H117V207H114ZM129 206H131V207H129ZM171 206V205H170ZM220 206V205H219ZM219 206H218V209H219ZM225 206H227L226 208H229V206H228V204L227 205H222V206H220V208L222 207L223 209L225 208ZM246 206V207H247ZM15 207V208H14ZM21 207V210L19 209ZM29 207V210L30 211H27L26 213L24 212V210H26V208H28ZM44 207V208H45ZM53 207V208H54ZM57 207V206H56ZM139 207H140V210H139ZM195 207H197V206H195ZM199 207V206H198ZM201 207V206H200ZM198 208V210L199 211H201V209H202V211H203V209L205 208V206L203 207V208ZM246 207H244V209H242V210H239L241 213L240 214H242L246 209ZM17 208V209H16ZM41 208V209H40ZM123 208V209H122ZM130 208V209H129ZM132 208V209H131ZM188 209V211L189 210H193L194 211V209ZM7 209V210H6ZM34 209H35V211H34ZM37 209H38V211H37ZM43 209V210H42ZM47 209H49V208H47ZM52 208H50L49 210H51ZM103 209V210H104ZM108 209V208H107ZM110 210H111V208H109ZM108 209V210H109ZM117 209V210H118ZM126 209V210H125ZM137 209H138V211H141L143 214H145L144 216L146 217V215H147V217L145 218L144 216H142V215H138L137 216V214H136V216L137 217H139V218H137L136 219V216H134L135 214L134 213H136V212H138L137 211ZM14 210H15V212H14ZM28 210V209H27ZM33 210V211H32ZM39 210H41V212L39 211ZM62 210V209H61ZM69 210H70V208H69ZM79 210V211H78ZM87 210H89V211H87ZM115 210V211H114ZM134 210V211H133ZM144 210V209H143ZM152 210V211H151ZM167 210H169V211H171V216H169L170 214V212L168 211V214L166 213V211ZM185 210V209H184ZM183 210V211H184ZM232 210V209H231ZM8 211V212H7ZM20 211V212H19ZM22 211V212H21ZM32 211V212H31ZM59 211V212H58ZM76 211V212H75ZM90 211H93V212H91L90 213ZM98 211H100V212H102V213H100V215L102 214V218H101V221H99V223H96V221H97V219L99 220V218L101 217H99V215H98ZM119 211V210H118ZM129 211H131V212H129ZM136 211V212H135ZM161 211V213H164L165 212V214H161V213H159ZM164 211V212H163ZM182 211V212H183ZM195 211H196V209H195ZM195 211H194V213H195ZM201 211V213H203V214H201V215H199L200 217L198 218L197 216H193V217H191L190 216V212L191 211H189L188 213L189 214H187V215H189V216H187V215H185V216H187V217H185V219L182 221L183 222V224H185V223H187L186 224V226L187 225H193V226H196L197 227V225L199 224L198 222H199V220H201V221H203V219L201 218V216H203V218H205V217H207V211L204 209V212H202ZM222 211H224V210H222ZM222 211H219V210H217V211H214L215 213H219V215L220 214H222V215H224V213L222 212ZM5 212H7L6 214L7 215H5L4 216V213ZM23 212H24V214L26 215V217H27V219H28V221H33V223H32V225H33V227H32V225H30L29 223H28V221L27 220H25L26 219V217L24 218L22 215H23ZM58 212V213H57ZM79 212V213H78ZM81 212V213H80ZM82 212H83V214H84V212H85V214H84V217L82 216L83 214H82ZM149 212V213H150ZM187 212V211H186ZM197 212V211H196ZM214 212H213V214H214ZM222 212V213H221ZM15 213V214H14ZM19 213H21V214H19ZM30 213H33V214H30ZM46 213L47 214V216L46 215H44V214ZM88 213H90L89 215H88ZM148 213V212H147ZM159 213V214H158ZM178 213H180V211L178 212ZM184 213H185V211H184ZM184 213H182V215H184ZM193 213V212H192ZM198 214H199V212H197ZM196 213V214H197ZM206 213V214H205ZM212 213V212H211ZM246 213H247V215H246ZM248 213L249 212H246L245 211V213H243L244 215H243V217H249L248 216ZM28 214H30V215H28ZM53 215L54 217V219H50V218H52V217H49V215ZM58 214H60V216L58 215ZM82 214V215H81ZM96 216L97 217V215H98V217L97 218H94L96 221H94L93 220V216ZM133 214V215H132ZM166 214L168 215L167 216V218H166ZM177 214V213H176ZM181 214V213H180ZM216 214V215H217ZM16 217H15V216ZM21 215V216H20ZM34 215V216H33ZM44 215V216H43ZM63 215V216H62ZM80 215V216H79ZM130 215V216H129ZM195 215V214H194ZM210 215V214H209ZM221 215V216H222ZM7 216L8 217H10V218H7ZM29 216H32L31 217V219L29 218ZM64 216V217H65ZM112 216V215H111ZM110 216V217H111ZM132 216H134L133 218H134V220H133V218H132V220H131V217ZM142 216V217H141ZM239 217H241L242 215H238ZM5 217V218H4ZM58 217V218H57ZM79 217V218H78ZM83 217V218H82ZM89 217H91V219H92V221L89 223L88 222V220L86 219V218H89ZM118 217H120V218H118ZM122 217V218H121ZM123 217H125V218H123ZM142 219H141V218ZM145 219H144V218ZM148 217H150V218H148ZM153 217V219H151ZM180 217H181V215H180ZM183 217V216H182ZM189 217H191V218H189ZM209 217H212L211 215L209 216ZM209 217H208V219H209ZM213 217H214V215H213ZM213 217L211 218V219H213ZM243 217H241V218H243ZM6 219V220H4V219ZM58 219V220H56V219ZM59 218H61V220H59ZM81 218V219H80ZM105 218V219H104ZM201 218V219H200ZM214 218H217V217H214ZM218 218H219V216H218ZM240 218V219H241ZM4 221H3V220ZM7 219H9V221L7 222ZM30 219V220H29ZM71 219H74V220H71ZM79 219V222L77 221ZM104 219V220H103ZM131 221H130V220ZM146 219L147 220H149V222L150 221H152L153 222V224H152V222L151 223H148V221H146ZM151 219V220H150ZM172 219V220H173ZM210 219V220H211ZM244 219V218H243ZM10 220H14L13 221V223H12V221H10ZM38 220H40L41 222H43V223H41L40 222V224H42L41 225V227L43 228L44 227V229H45V227L46 228H48L47 229V233L49 232V234H50V232H51V234L49 235L50 237H51V239L50 240H52L51 241V245H53L51 248H53V251H54V253H53V251L51 250V248H50V246L49 245H46V244H48V240H49V236L48 235H45V230L43 231V230H41V227L39 226V221ZM63 220V221H62ZM65 220L67 221V224L69 225H67V224H65L66 222H65ZM76 220V221H75ZM82 220H84L83 221V223L85 222V224H87V225H85L86 227L87 226H89V228L91 227V225H92V223L93 222H95V227L97 228V231L95 230L96 228L95 227H93L92 226V228L91 229H94V230H89L88 229V231H96V233H94V238L93 237H91V234L93 235V233H91L90 234V236L89 235H87V238H88V240L89 241H91L89 238H92V239H96V241L95 240H93V241H95V242H97V239H98V241H99V243H101L102 242V248H101V250L103 249V246L107 249H103L105 252V254L103 253V251H102V253L104 254L103 255V258H102V254L99 256V254H97V250L96 251H94V252H96V254L93 252V250H91L90 248H92L93 246H90V248H89V244L88 243H86L87 245H88V248H87V246H86V244L85 243H83L84 242V239H87V238H85V236L86 235H83V233H86V231H81L82 230V227H83V229H85V227L82 225L83 223H81V221ZM86 220V221H85ZM116 220V221H115ZM139 220L141 221V222H139ZM144 220V222H142ZM163 220V221H162ZM170 220V219H169ZM210 220H207L206 218L204 219V225L206 226L207 225V223L210 221ZM19 221H20V223L21 222H23V223H21V224H23L25 227H27V228H25V227H22V228H24L25 230H23L22 228H20V225H18L17 223H19ZM34 221H36V222H38V223H35ZM57 221H59V223L57 222ZM62 221V222H61ZM73 221H75V224L74 223H72ZM122 223H121V222ZM134 221H136V222H134ZM184 221H185V223H184ZM213 221V220H212ZM10 222V223H9ZM76 222H77V224H76ZM98 222V221H97ZM101 222V223H100ZM131 222H134V223H136L137 225H135L134 223L133 224H131ZM139 222V223H138ZM147 222V223H146ZM177 222V223H176ZM179 222H181L180 220H179ZM188 222H189V224H188ZM192 222V223H191ZM194 222V223H193ZM57 223H58V225H57ZM88 223L90 224V225H88ZM140 223H142V224H140ZM143 223H144V225H143ZM161 223V224H162ZM171 223H173V222H171ZM206 223V224H205ZM212 223V222H211ZM3 224V225H2ZM13 224V225H12ZM35 224V225H34ZM37 224V225H36ZM63 224H64V226H63ZM73 224H74V226L76 225V228H74V229H76L75 231H73L72 229H71V227L73 226ZM103 224V223H102ZM104 224H107L108 225V223H104ZM121 224V225H120ZM129 224H131V226L129 225ZM148 224V225H147ZM149 224H151V225H149ZM180 224V223H179ZM209 224H210V222H209ZM209 224H208V226H209ZM213 224V223H212ZM212 224L210 225V227L212 226ZM4 226V227H2V226ZM18 225V226H17ZM61 227H60V226ZM65 225H67L68 227H70L69 229L67 228V226H65ZM82 225V227H79V226H81ZM101 225V226H100ZM127 225V226H126ZM140 226V227H142V225L143 226H147L148 228H149V226H151L150 228L152 229H149V230H151L152 231V234H156V232H155V230H157L158 229V231H157V237L158 236H160L162 233H164L165 231L167 232V230H168V232L167 233H171L172 232V230L173 229H175V227H179V229L177 230L176 229V234H175V237H178L179 236V238H180V235H182L183 234V237H185L186 236V239H188V241H186V242H188L187 244H188V247H186L187 245H186V243L185 244H183L184 245V247L182 248L183 249V253H180V251H181V249H179L180 248V242H177V240L178 239H176L175 240V237H173V236H171L170 234V236L171 237H173V239L175 240V241H172L171 242V240H173V239H171L170 238V236L168 235V234H166L165 233V235H162V237H164V239H161L160 237V239L159 240H165V242L167 241V243L168 244H170V245H172V246H167V243H165V245L167 246H165V248H167V249H165L164 247L162 248V252H164V253H162L161 251H158L159 250V248L161 249V245H162V243H164V242H162L161 241V243H158V242H160V241H158V240H154V239H150V238H152L153 236L155 237V235H151V234H149V235H151L152 237H149V241H150V244H152V243H154L153 245L155 246V242L154 241H158V242H156V246L158 245V248H157V250H156V248H155V250H156V252L158 251V254L154 251V252H149V251H151V248H153L152 246L149 248V250L148 249H143V247H142V245L141 244H139V246H138V244H137V242H139L140 241V239H143L144 240V236H145V238L147 237V236H149L148 235V231H146L148 228L145 226L144 227V229L145 228H147V229H145V230H143L142 228H141V230H140V228H136L135 226ZM182 225V224H181ZM202 225V224H201ZM13 226L14 227H16V229H18V230H16V232H17V234H18V236L16 235V232H14L15 230L13 229ZM22 226V225H21ZM78 226V227H77ZM124 226H125V228H124ZM163 226V225H162ZM19 227V228H18ZM30 227H32V228H30ZM36 227L38 228V230L36 229ZM54 227V228H53ZM59 228V229H57V228ZM104 227V228H103ZM103 227H101L102 229H106L107 227H106V225H104ZM106 227V228H105ZM118 227V228H117ZM170 227V228H169ZM182 227V226H181ZM190 227H192V226H190ZM190 227H188L189 229H192V228H190ZM196 227H193L194 229H195V232L197 231L198 232V230H196ZM207 227V226H206ZM56 228V229H55ZM77 228H79V229H81V230H77ZM118 230H117V229ZM122 228H124L123 230H125V231H127V235H128V237H127V235L124 233L125 231H123L122 230ZM133 230H132V229ZM157 228V229H156ZM164 228V232H162L163 229ZM187 228V229H188ZM12 229L14 230V231H12ZM20 229H22L21 231H19ZM28 229H33L34 230V232L33 231H31L30 230V232H29V230ZM55 229V230H54ZM63 229V230H62ZM116 229V230H115ZM170 229H172L171 230V232H169V230ZM201 229V228H200ZM27 230V231H26ZM38 232H41V234H42V236H45V238H47V241L45 240V238H43V240H45V241H40L39 243L40 244H38V242L37 241H39L40 239H42L41 238V234L40 233H38ZM63 231V232H61L60 234L61 235H59L58 236V232H60V231ZM70 230H72V232L70 231ZM85 230H87V229H85ZM107 230V229H106ZM120 230H122V231H120ZM131 230V231H130ZM6 231H8L7 233H6ZM19 231V232H18ZM25 231V232H24ZM65 231L66 232H68V233H66V234H64L65 233ZM69 231L72 233V235H70V233H69ZM77 231H81L80 233H79V236H81L80 238H82V240H83V242L80 240V238H77V237H79L77 234H75V237H72L73 239H78L77 241H79V242H82V244H83V250L81 251V252H83V256L85 255L87 258L86 259H82V257L80 256L81 254L80 253H78V252H76V249H74L72 246H69L68 244V242H70L71 240H73L70 236H74V233L76 232L77 233ZM108 231V230H107ZM106 231V232H107ZM140 231H141V233H140ZM145 231H146V234H147V236L145 235V234H143V232L145 233ZM151 231H149L150 233H151ZM194 231V230H193ZM201 231H204L203 229L201 230ZM13 232V234H11ZM44 232V233H43ZM110 232V233H111ZM117 232V233H116ZM128 232H130V233H128ZM194 232V233H195ZM14 233H15V235H14ZM31 233V234H30ZM46 233V234H47ZM103 233V234H102ZM121 233H122V236H121ZM135 235V233L137 234V235H133V234ZM138 233H139V235H142V237L141 238H138L137 239V236L139 237V235H138ZM201 233V232H200ZM203 233V232H202ZM201 233V234H202ZM40 234V235H39ZM68 234H69V237H68ZM95 234H96V236L98 237V238H95ZM117 234V235H116ZM129 234H131L132 236L129 238ZM159 234V235H158ZM173 234V235H174ZM184 234H185V236H184ZM196 234H199V233H196ZM3 235H5V237L6 236H8V237H11V239L13 240V237H14V240L16 241V242H11L10 241V238H6V239H9L8 240V242H9V244L7 243V241H6V239H5V237L3 236ZM21 235V236H20ZM35 235H36V237H35ZM107 235V236H106ZM114 235V234H113ZM191 235H192V232H191ZM203 235H204V233H203ZM202 235V236H203ZM16 236L17 237H23V238H21L20 239V242H19V239L18 238H16ZM38 236H40V238L38 237ZM47 236V237H46ZM62 236V237H61ZM67 236V237H66ZM89 236V237H88ZM111 236H112V234H111ZM110 236V237H111ZM119 237V239H117V237ZM124 236H125V238H124ZM116 237V238H115ZM136 237V238H135ZM156 237V238H157ZM39 238V239H38ZM63 238V239H62ZM65 238H67L68 239V241H67V239H65ZM69 238H70V240H69ZM127 238V239H126ZM129 238V239H128ZM135 238V239H134ZM104 239V240H105ZM123 239H126L127 240V243L126 242H124L125 240H123ZM133 239V240H132ZM136 239H137V241H136ZM167 239V240H166ZM171 239V240H170ZM186 239H184V240H186ZM13 240V241H14ZM50 240H49V243H50ZM64 240H66V241H64ZM75 240H73V241H75ZM87 240V241H88ZM103 240V241H104ZM131 240V245L132 246H134V244H137L136 245V247L134 246V248L136 249V248H138V249H136V252L139 250H141V251H145L146 253H147V255H146V253H145V255L143 254L144 252H142V254H140V253H137V254H140V257L139 256H136L137 254H136V252L134 253L133 252V250H134V248H133V250L132 249H130L129 247H131L130 246V242H129V244H128V241H130ZM142 240V241H143ZM153 242H152V241ZM184 240L182 239L181 240V243H182V241H183V243H184ZM190 240V241H189ZM194 240V241H193ZM73 241H71L72 242V244L74 243V245L76 246L77 244V246H76V248L80 245H82V244H79V242H77V244H75L76 243V241L75 242H73ZM88 241V242H89ZM92 241V244L94 245V243L95 242H93ZM134 243H133V242ZM142 241H140V243H142ZM148 241V242H149ZM178 241H180V239L178 240ZM35 242H37V246L39 245V247L41 246V249H39V248H36L37 246H36V244H35ZM47 242V243H46ZM71 242H70V245H71ZM111 242H109V243H111ZM143 242H145L144 244L146 245V248H147V243H146V240L145 241H143ZM152 242V243H151ZM177 242V243H176ZM34 243V244H33ZM41 243H44V244H41ZM90 243V245H91V242H89ZM158 243V244H157ZM173 243H174V245H176V247L173 245ZM190 243V244H189ZM191 243H193L192 245H194V249H191L192 248V245H191ZM206 243V242H205ZM205 243L203 244V247H204V245H205ZM14 244V245H13ZM96 244V243H95ZM129 246H128V245ZM143 244V243H142ZM144 244H143V246H144ZM159 244H161L160 245V247H159ZM197 244V245H196ZM201 244V245H200ZM7 245V246H6ZM8 245H10L9 247H8ZM33 245V246H32ZM84 245L86 246L85 248H84ZM107 245V246H108ZM124 245H126V246H124ZM149 245V244H148ZM200 247H199V246ZM96 246V245H95ZM141 246V247H140ZM150 246V245H149ZM148 246V247H149ZM164 246V245H163ZM182 246V245H181ZM46 247V248H45ZM116 247L114 248V249H116ZM126 247H128V248H126ZM145 247V246H144ZM197 247H199V248H197ZM79 248V247H78ZM77 248V249H78ZM87 248V249H86ZM123 248V249H122ZM142 248V249H141ZM176 248V249H175ZM186 248V249H185ZM39 249V250H38ZM45 249V250H44ZM51 250V255L48 253V251H50ZM59 251H58V250ZM80 249L81 248H79V250L78 251H80ZM86 249V250H85ZM92 251V254L91 253H89V252H91L90 250ZM93 249V248H92ZM96 248H94V250H95ZM169 249H172V250H170V254H172L173 255V253H177V258H175V255H174V260H175V263L174 262H172L171 261V259H173V256H168L167 254H169L168 252H167V254L165 253V251L166 250H168L169 251ZM185 249V250H184ZM197 249V250H196ZM206 249V248H205ZM42 250V251H41ZM129 250H132V252L131 251H129ZM146 250H148V252L149 253H151V255L150 254H148V252L146 251ZM154 250V249H153ZM165 250V251H164ZM173 250H175V252L173 251ZM89 251V252H88ZM128 252V253H134L135 255H132V254H129L131 257H132V262H130L131 260V257L130 256H128L127 254H126V256H125V253H124V255H123V252ZM135 251V250H134ZM194 251V252H193ZM195 251H197L196 253H195ZM46 252V254H44ZM110 252H112L111 254H113L114 255V251H110ZM173 252V253H172ZM202 253V255L205 257H203L202 255H201V253ZM58 253V254H59ZM63 254V257L61 256L62 254ZM69 253H70V255H69ZM93 253L95 254V255H93ZM155 254V256H157V257H155L154 256V254ZM159 253H162V254H164V255H167L168 257H172L171 259H170V261L167 263L166 262V260L164 259L165 257H164V255H163V257L161 256V254H159ZM47 254H49L48 256L49 257H47ZM181 254V255H180ZM197 255V257H196V255ZM43 255L45 256L44 258H43ZM97 255V256H96ZM73 256H75L76 258V260H75V262L76 261H78L79 260V262H73L72 260H68L67 261V259L69 258H73ZM95 257V260H94V258L93 257ZM107 258H105V257ZM112 256V255H111ZM110 256V257H111ZM117 256V255H116ZM147 256H149V257H147ZM160 256H161V258H162V260L160 259ZM167 256H166V258H167ZM201 256H202V259H201ZM37 257V258H36ZM41 257V259H39ZM47 257V258H46ZM60 257H62V258H60ZM110 257H109V259H110ZM114 257V256H113ZM136 257H138V258H140V259H138V258H136ZM141 257H143V261H141ZM145 257H147L146 258V260H144L145 259ZM43 258V259H42ZM79 258V259H78ZM80 258H81V260H83V261H81V263H80ZM84 258V257H83ZM112 258V257H111ZM118 258V257H117ZM117 258H114V262H112L113 261V258H112V261H110L109 260V262H111V263H114L115 264V261H116V259ZM119 258L117 259V261L119 260ZM133 258H134V260H133ZM158 258V259H157ZM195 258V259H194ZM45 259H47V261L45 260ZM74 259V258H73ZM106 259V260H105ZM160 259V260H159ZM177 259V260H178ZM197 259V262L195 261ZM209 259V258H208ZM11 260V261H10ZM36 260H38L37 262H34V261H36ZM91 260H93V261H95V262H92ZM124 260V261H123ZM128 260H130V261H128ZM169 260V259H168ZM173 260V261H174ZM185 260V259H184ZM7 261V262H6ZM33 261V262H32ZM50 261V262H49ZM55 261V262H54ZM71 261V262H70ZM85 261V262H84ZM107 261V262H106ZM141 261V262H140ZM180 261L178 262L179 264H185L184 262L183 263H180ZM130 262V263H129ZM192 262H190L189 264H191ZM210 262V261H209ZM0 263H1V261H0ZM38 263H40V264H42L41 263V261L40 262H38ZM137 263V262H136ZM136 263H134V264H136ZM145 263V264H146ZM149 263V264H150ZM192 263V264H193ZM197 263V264H198ZM211 263V262H210ZM214 263L215 264H220L219 262H217V260H215L214 261ZM109 264V263H108ZM138 264V263H137ZM144 264V263H143ZM148 264V263H147ZM159 264V263H158ZM212 264H213V262H212Z\"/></svg>","mask_w":264,"mask_h":264}]
</instances>
